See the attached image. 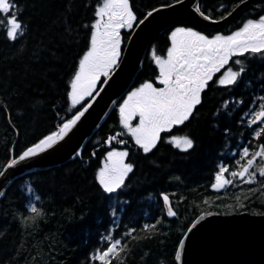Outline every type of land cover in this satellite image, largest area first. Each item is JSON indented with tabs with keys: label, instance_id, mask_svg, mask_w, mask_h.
Instances as JSON below:
<instances>
[{
	"label": "trees",
	"instance_id": "1",
	"mask_svg": "<svg viewBox=\"0 0 264 264\" xmlns=\"http://www.w3.org/2000/svg\"><path fill=\"white\" fill-rule=\"evenodd\" d=\"M178 1L130 3L140 23L151 11ZM244 1L200 0V9L210 19L220 20ZM14 2L25 31L11 41L0 26V172L13 151L19 157L89 103L91 97L71 105V84L90 49L92 26L103 0ZM263 14L261 0L229 24L206 30L231 29ZM155 43L167 46V30L150 45ZM235 59L245 69L237 83H210L193 115L176 129L177 134L193 140L192 149L182 151L166 136L145 153L134 140L126 139L133 171L118 192L105 193L98 177L106 153L103 144L123 128L117 108L80 156L15 180L0 197V264H100L92 257L107 248L109 241L104 237L109 235L127 245L112 264L121 258L123 264H177L180 242L201 214H264V177L258 174L256 182L248 184L231 176L245 162L241 159L244 147L254 153L264 144V134L255 136L264 121L251 124L264 105V56L233 57L229 65L233 71L241 67L234 64ZM155 73L147 54L135 82ZM257 162L264 164L260 158ZM222 167H227L224 175L233 183L217 190L213 185ZM163 193L172 198L177 213L173 219L166 216ZM32 205L41 213L35 220L30 219L36 216L30 211ZM145 224L155 228L144 230ZM132 229L131 236L124 235Z\"/></svg>",
	"mask_w": 264,
	"mask_h": 264
},
{
	"label": "snow or ice",
	"instance_id": "2",
	"mask_svg": "<svg viewBox=\"0 0 264 264\" xmlns=\"http://www.w3.org/2000/svg\"><path fill=\"white\" fill-rule=\"evenodd\" d=\"M16 12L17 5L14 0H0V16L4 17L0 19V26L5 27L6 37L11 41L22 37L25 31V26ZM96 16L98 19L92 26L90 49L80 60L79 70L71 84L70 98L73 106L79 104L85 96H91L93 86L100 76H107L117 64L120 55V29L130 28L136 20L129 0H103L102 6L96 11ZM246 55L264 56V16L247 20L238 31L228 36L216 35L209 38L191 29L177 28L172 33V47L168 51L167 59L156 57V63L160 68L159 83L164 87L157 88L152 83H145L132 92L120 108L121 123L143 152H151L160 140L162 132L171 131L174 126L183 125L190 119L197 105L201 103V93L213 80L214 74L229 64L233 57ZM234 64L241 67L237 71L229 68L227 74L219 79L220 85H235L243 75L245 69L242 61L235 59ZM89 107L91 104L64 123L59 132L28 148L19 160H25L51 148L57 139H62L63 135L84 116ZM136 116H139V123L133 127L131 120ZM262 121L264 105L255 113L251 124ZM262 134L264 127L255 132L257 138ZM169 142L182 151H188L194 146L193 140L187 136H173ZM127 156L126 151L108 153V159L112 164L106 165L99 174V182L105 193L111 195L118 192L123 187L126 176L132 172L133 165L124 162ZM257 158L264 161V144L254 153H250L249 148L244 147L241 159L245 162L240 165L238 171L231 172V176L239 177L248 184L255 183L258 174L264 177V164H258ZM17 163V160H12L8 167L11 168ZM227 171V167H222L216 175L213 187L217 190L233 183L225 177L224 173ZM2 175L3 172H0V176ZM162 199L168 206L167 215L176 216L169 196L163 195ZM30 211L36 214L30 217L33 220L41 214L35 205L31 206ZM113 215L115 216V212ZM143 228L151 230L155 225L145 224ZM132 231L135 229L124 235L131 236ZM104 239L109 241L107 248L102 252L97 251L92 258L98 260L100 264H112L113 259L126 251L127 245L121 239H113L110 235ZM118 264H123L122 258Z\"/></svg>",
	"mask_w": 264,
	"mask_h": 264
},
{
	"label": "water",
	"instance_id": "3",
	"mask_svg": "<svg viewBox=\"0 0 264 264\" xmlns=\"http://www.w3.org/2000/svg\"><path fill=\"white\" fill-rule=\"evenodd\" d=\"M261 0H246L232 13L212 20L200 9V0H181L151 11L134 31L122 58L102 86L85 106L88 111L63 135L62 139L44 152L19 160L14 151L12 160L0 176V197L21 176L35 170L60 166L80 156L88 141L103 125L119 101L133 86L142 69L153 39L175 25L187 24L200 29L221 28L232 22L243 10ZM84 109V108H83ZM83 109L81 111H83ZM60 130V129H59ZM59 130L57 132H59ZM56 132V133H57ZM163 195L161 194V199ZM169 196V195H168ZM174 211L172 198L169 196ZM166 216L167 205L162 199ZM177 264H264V214L249 211L223 214L205 212L191 224L176 253Z\"/></svg>",
	"mask_w": 264,
	"mask_h": 264
},
{
	"label": "flooded vegetation",
	"instance_id": "4",
	"mask_svg": "<svg viewBox=\"0 0 264 264\" xmlns=\"http://www.w3.org/2000/svg\"><path fill=\"white\" fill-rule=\"evenodd\" d=\"M129 3H130V0H129ZM130 7H131V10L132 12L134 13L135 17H136V20L133 22L132 26L130 27L129 30H123L121 33H120V36H121V43H120V46H119V51H120V55H119V61L121 60L122 58V55L124 53V50L126 48V45L128 43V41L126 42V36L132 34V32L134 31V29L136 28V26L138 25L137 21V16H136V13L135 11L133 10L132 6H131V3H130ZM264 16V14H263ZM249 20V19H248ZM247 22V19H244L241 23H237L235 26H233L231 29H218V31H212V30H206V29H200V28H195V27H192V28H195L196 30H198V32H200L202 35H206L208 36L209 38H212L216 35H222V36H228V35H231L232 33L238 31L242 25ZM189 27L187 24H180V25H175L173 27H171L170 29H167V39H168V44L165 48H162L160 47L157 43L155 44H152L150 45L149 47V51H148V58H149V61L151 63V65L156 69V73L153 75L152 78H149V79H143L139 82H134L133 86L130 88V90L128 91V93L122 98V100L119 102L120 104L117 106V109H120L121 108V105L124 104L125 100L127 99V97L134 91H136L138 88H140L143 84L145 83H152L155 87L157 88H160V87H164V85L160 84L159 83V76H160V68H159V65L156 63V57H160L162 59H167V54H168V51L170 50V48L172 47V33L179 27ZM135 27V28H134ZM165 32V31H164ZM119 63V62H118ZM231 61L229 62V64L225 65L223 68L220 69L219 72L215 73L214 74V77H213V80L209 82L208 86L210 85V83L212 82H219V79L223 78L225 73L227 72V70L229 69V65H230ZM111 72V71H110ZM108 76V75H107ZM107 76H100L98 82H97V87L100 85V83L103 81V79ZM207 86V87H208ZM207 89V88H206ZM205 89V90H206ZM204 90V91H205ZM204 91L201 93V99H202V96H203V93ZM119 115V113H118ZM139 117V116H138ZM138 122V119L136 120L135 123ZM135 126H137L135 124ZM181 125H177V126H174L172 128L171 131H168V132H162L161 133V138L160 140L157 142V144L163 139V137H168V139L170 140L171 137L173 136H183V135H180V134H177L176 132V129L178 127H180ZM122 127L123 128H119L121 129L120 131L117 132V134L115 136H112V137H115V139H109L111 140V143H105L103 144L105 147H103L105 149L104 152L105 155H103V159L107 156L108 152L109 151H113V150H116V149H121V150H125L126 152H128V156H127V160L129 163L132 164V162L130 161V151L127 147H125V142H126V139H132L134 140V138L131 136L130 132L124 128L123 124H122ZM110 137V138H112ZM166 137V138H167ZM135 141V140H134ZM133 165V164H132ZM133 171V170H132ZM131 174V172L126 176L125 178V181L127 180L128 176ZM125 183V182H124Z\"/></svg>",
	"mask_w": 264,
	"mask_h": 264
},
{
	"label": "rangeland",
	"instance_id": "5",
	"mask_svg": "<svg viewBox=\"0 0 264 264\" xmlns=\"http://www.w3.org/2000/svg\"><path fill=\"white\" fill-rule=\"evenodd\" d=\"M102 6V5H101ZM97 19H98V17H97ZM107 19V17H105V20ZM97 21V20H96ZM179 28H184V29H191L192 31H195V32H198V30H196L195 28H192V27H179ZM130 28H122V29H120V33L123 31V30H129ZM176 31V30H175ZM200 33V32H199ZM120 38H121V36H120ZM121 43V42H120ZM118 62H119V60H118ZM118 62H117V64H118ZM116 64V65H117ZM116 65H114L113 67H112V69L116 66ZM111 69V70H112ZM110 73V72H109ZM108 73V74H109ZM227 74V72L225 73V75ZM98 82V81H97ZM97 89H98V87H97V83L93 86V92H92V95H94V93H96V91H97ZM91 95V96H92ZM91 96H85L84 98H83V100H81V102L80 103H82V102H84L87 98H89V97H91ZM129 97V96H128ZM128 97H127V99H128ZM127 99L125 100V101H127ZM70 100H71V98H70ZM80 103L79 104H77V105H80ZM125 103V102H124ZM71 105H72V103H71ZM124 105V104H123ZM123 105H121V107L123 106ZM73 106V105H72ZM118 113H119V116H120V120H121V113H120V109H118ZM138 119V122L137 123H135L136 122V120ZM138 123H139V117L138 116H136V117H134L132 120H131V124H132V126L133 127H135V124L136 125H138ZM134 138V137H133ZM135 140V139H134ZM113 151H115V152H123V151H125V150H121V149H116V150H113ZM113 151H109V152H113ZM108 152V153H109ZM124 162L125 163H129L128 162V160H127V157H125L124 158ZM112 164V161H110L109 159H108V154H107V156L102 160V163H101V165H100V168H99V170H98V177H99V174H100V171L102 170V169H104L105 168V166L106 165H111Z\"/></svg>",
	"mask_w": 264,
	"mask_h": 264
}]
</instances>
